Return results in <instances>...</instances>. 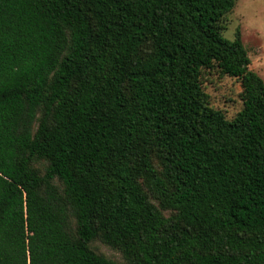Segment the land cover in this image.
Returning a JSON list of instances; mask_svg holds the SVG:
<instances>
[{
    "label": "trees",
    "instance_id": "1",
    "mask_svg": "<svg viewBox=\"0 0 264 264\" xmlns=\"http://www.w3.org/2000/svg\"><path fill=\"white\" fill-rule=\"evenodd\" d=\"M237 0H0V264H264V80ZM242 110L210 104L211 72ZM41 164L42 170L37 167Z\"/></svg>",
    "mask_w": 264,
    "mask_h": 264
},
{
    "label": "rangeland",
    "instance_id": "2",
    "mask_svg": "<svg viewBox=\"0 0 264 264\" xmlns=\"http://www.w3.org/2000/svg\"><path fill=\"white\" fill-rule=\"evenodd\" d=\"M238 30L251 59L250 68L264 80V0L236 1L235 8L226 16L223 34L233 40ZM203 83L211 106L222 111L228 120L242 110V87L238 79L221 77L212 71ZM36 166L42 170L41 164ZM91 248L119 264H126L119 252L99 240L92 242Z\"/></svg>",
    "mask_w": 264,
    "mask_h": 264
}]
</instances>
